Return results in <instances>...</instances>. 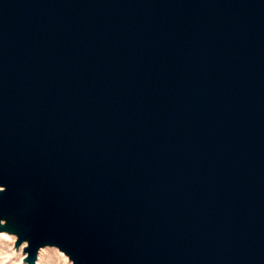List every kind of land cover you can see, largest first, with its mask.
Listing matches in <instances>:
<instances>
[{"label":"water","instance_id":"1","mask_svg":"<svg viewBox=\"0 0 264 264\" xmlns=\"http://www.w3.org/2000/svg\"><path fill=\"white\" fill-rule=\"evenodd\" d=\"M28 264H264V0H0V232Z\"/></svg>","mask_w":264,"mask_h":264},{"label":"rangeland","instance_id":"2","mask_svg":"<svg viewBox=\"0 0 264 264\" xmlns=\"http://www.w3.org/2000/svg\"><path fill=\"white\" fill-rule=\"evenodd\" d=\"M15 241L16 235L3 231L0 232V264H28V262L22 260L26 256V253H23L25 243L20 244L16 249ZM36 264L73 263L58 247L44 246L38 252Z\"/></svg>","mask_w":264,"mask_h":264},{"label":"bare ground","instance_id":"3","mask_svg":"<svg viewBox=\"0 0 264 264\" xmlns=\"http://www.w3.org/2000/svg\"><path fill=\"white\" fill-rule=\"evenodd\" d=\"M42 250H43V249H42ZM42 250H41V251H42Z\"/></svg>","mask_w":264,"mask_h":264}]
</instances>
